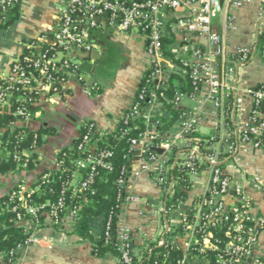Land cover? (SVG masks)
<instances>
[{"label": "built area", "instance_id": "obj_1", "mask_svg": "<svg viewBox=\"0 0 264 264\" xmlns=\"http://www.w3.org/2000/svg\"><path fill=\"white\" fill-rule=\"evenodd\" d=\"M21 1L0 0V33L6 30L3 24L7 14ZM59 1L55 16L56 24L52 32V46L49 47L53 53L48 55V50L43 52V49H38V41H31L24 49L27 53L22 52L14 61L9 75L0 79V113L10 114L14 119L8 128L13 130L21 127L22 122L33 117V113L26 105V98L14 92L26 90L39 94L40 97L63 92L64 73H77L78 66L74 63L75 60L92 50L94 35L103 30L135 33L140 37L148 54L146 71L151 69V78L159 83L165 81L170 73L180 75L187 73L183 67L163 54L161 48L164 38L170 37L175 43L177 37H181L184 41H188L193 35L204 37L208 43L207 48L200 49L202 46L189 43V50L184 53L170 49L176 53L177 60L191 68L190 77L196 89L200 92L202 87H207L205 101L219 109L223 117L233 119V134L230 139L234 138L235 141L229 139L221 143L214 137L185 135L186 132L203 133L199 123L202 107L191 109L187 116L184 113L185 119L178 124V131H173L172 137L160 136L156 128L149 123V120L155 116L146 111L148 106L159 103L156 92L152 90L146 104L140 108V100L144 99L145 88L139 86L135 100L128 110L132 114L142 113L148 123V129L152 128L153 132L151 134L146 132L139 139H131L134 153L130 160L132 162L135 153L139 151L145 163L143 171H149L153 179L159 185H163L168 175L171 145L183 144L185 140H190L193 145L185 153V164L192 166L193 161H196L207 165L209 187L196 202L194 214L184 213L180 216L179 225L183 228V242L178 248L184 252V256L175 264L192 263V257L188 255L190 251L200 253L211 251L216 264H264V213L261 215L255 213L253 201L245 194L240 184L233 182L224 168L232 159L237 158L240 148L250 147L264 152V88L238 87V67L251 59L254 49L229 51L224 37L216 31L213 24L214 19L224 12L226 3L231 6H241L244 0H225L223 5L220 0ZM258 42L262 44L261 53L264 55V30L259 32ZM61 52L64 57L59 61ZM232 56L234 57L231 58ZM218 58L220 65L217 64ZM170 62L173 64L172 67L168 65ZM142 81L143 78L140 84ZM186 96L188 95L182 92L175 94L173 102L176 108H183L179 106ZM244 99H248L251 104L248 116H245L242 109ZM231 107L228 114L226 111ZM3 131L4 129H0V132ZM24 134L25 132H22L17 135L19 141L23 139ZM99 134L106 136L108 133L100 131ZM92 135V129L89 127L84 133L79 132L76 138L78 140L76 150L83 156L75 160V170L68 185L80 187L76 189L78 192H83L94 181V177L99 173V167L105 170L111 169L110 163L106 160L111 156V152L100 149L99 140H93ZM200 143H203V146H200ZM156 148L163 149L164 152L159 154L155 151ZM37 151L36 141L30 147L23 148L18 145L14 153V161L27 162L33 154H37ZM1 153L0 143V155ZM60 169L61 165L57 163L55 171ZM82 169H88L86 178L80 174ZM52 172L54 171H47L41 175L39 190H42L41 187H48ZM140 174V171L134 172L135 177H139ZM119 182L124 184L123 180ZM124 187L126 196L121 206L117 235L122 247L123 262L131 264L125 248L130 231L123 222V209L136 197L126 191L127 183ZM162 188L167 189L168 194L173 193V187ZM33 193V189L23 190L14 186L4 195H9L12 201H18L12 207V211L18 212L24 209L36 215L37 211L40 212L46 205L28 204L27 198ZM65 208V200L61 197L56 204L50 206V220L44 224L58 223V213ZM70 214L67 217L72 220L75 211L71 210ZM20 218L21 215H18V219ZM221 228L223 234L218 236L216 231ZM49 239L51 238L44 236L40 231L32 232L25 241L24 248L46 243ZM20 250L19 247L16 252ZM14 253V251L10 252L11 255Z\"/></svg>", "mask_w": 264, "mask_h": 264}, {"label": "crops", "instance_id": "obj_2", "mask_svg": "<svg viewBox=\"0 0 264 264\" xmlns=\"http://www.w3.org/2000/svg\"><path fill=\"white\" fill-rule=\"evenodd\" d=\"M59 2L21 1L18 20L0 33V79L9 75L14 61L20 57L28 43L38 41L39 50L44 44H52ZM224 8V12L214 19L213 24L224 37L228 50L254 49L251 59L238 67V87L264 88V55L261 53L262 44L258 42L259 32L264 30V2L244 0L241 6L226 3ZM175 41L170 47L179 53L189 50V43L208 47L206 39L199 35L189 37L188 41L177 37ZM79 59L92 63L91 74L79 69L77 73H67L63 92L40 97L39 109L30 120L20 124L33 131L48 126L55 133L45 136V143L38 148L33 170H18L1 177L0 197L14 186L23 190L31 189L44 172L56 170L58 154L73 146L83 124L93 122L102 132H113L119 119L135 100L148 66V54L142 39L134 33L113 30L95 34L92 50ZM168 65L172 67L173 64L170 62ZM206 92L207 87L204 86L197 96H186L179 108L202 107L199 120L201 130L214 131L213 135L203 134L223 143L233 134V119L223 117L219 109L207 103ZM250 107V101L244 99L242 109L245 116L249 115ZM146 111L153 116L169 117L167 108L159 103L148 106ZM178 128L175 125L173 131H178ZM147 132L151 134L153 129L149 128ZM131 163L132 174L127 181L126 191L136 199L124 206L123 222L129 228L134 243L139 245L148 240L160 246L167 240L170 244L181 245L183 232H178L180 216L193 211L196 202L209 187V171L205 169L192 175L187 200L178 209L165 215L164 190L149 171H143L145 163L139 151ZM224 168L233 182L240 184L253 201L255 213H264V152L250 147L240 148L237 158L232 159ZM136 171L141 172L139 177L134 176ZM63 224L64 229L59 233L49 228L41 229V234L51 239L24 248L11 264H119L113 254L95 256L89 242H81L73 236L70 217H65ZM94 229L100 233V221L95 223Z\"/></svg>", "mask_w": 264, "mask_h": 264}, {"label": "trees", "instance_id": "obj_3", "mask_svg": "<svg viewBox=\"0 0 264 264\" xmlns=\"http://www.w3.org/2000/svg\"><path fill=\"white\" fill-rule=\"evenodd\" d=\"M19 16L20 4L7 14L3 28L7 29L11 26L18 20ZM173 43L174 39L170 37L164 38L162 41V52L174 60L180 67H183L187 72L186 75L170 73L165 81L159 83L156 79L151 78V69H148L143 75L142 84H140V86L145 88L144 99L140 100V108L146 104L150 92L154 90L158 102L169 111L168 118L155 116L149 120V123L152 124L153 128H156L159 135L165 137H172L174 126L180 124L185 119V116L192 111L188 107L182 109L176 108L173 102L175 94L182 92L192 97L199 94V90L196 89L193 79L190 77L191 68L177 60L176 53L170 49ZM50 46H52L50 43L42 45L43 52L48 50V55H51L53 50L49 49ZM200 49H203V47ZM23 52L27 53V50ZM217 64L220 65V58H218ZM63 77L67 79L66 72ZM14 94H22L26 98V105L31 113L34 114L39 109V102L41 100L39 94L30 93L26 90L17 91ZM231 109L232 107L228 108L226 112L229 114ZM184 113H186L185 116ZM13 120L12 115L0 113V129H4L3 132H0L2 147L0 155V181L2 176H6L9 173H14L18 170H33L35 168L36 153L27 162L21 161L19 163L14 161V153L18 145L23 148L30 147L36 141L37 148H40L45 143V136L55 133V130L48 126H43L35 131L24 127H17L11 130L8 126ZM89 127L92 129L93 140H99L98 147L111 152V156L106 159L110 163L111 169L105 170L99 167V173L94 177V181L83 192L76 191L80 187H70L68 183L75 170L74 162L83 156L77 152L76 146L78 140H75L73 146L63 149L58 154L57 163L61 165V169L52 172L48 187H41L42 190H39L40 180L38 179L31 188L34 190V193L27 198V203L34 206L45 204L46 206L43 210L40 212L38 210L36 215L28 213L24 209L14 212L12 211V207L18 201H12L9 195L0 197V256H2L0 264H11L14 262L23 250L24 243L32 232L41 231V229L45 228H51L55 232L63 231V219L71 215V210L75 211V214L72 215L73 230L71 234L81 242H89L93 247L95 256L103 257L106 254H113L119 260V264H124L122 247L119 243L117 232L119 215L122 212L121 206L126 196L124 184L127 183L132 171L130 158L134 150L131 148L130 141L131 139L141 138L148 130V123L142 113L132 114L131 111L127 110L123 117L119 119L115 130L106 136H100L101 130L93 122L83 124L80 127V133H84ZM22 132H25V134L23 135V139L19 141L17 135H20ZM185 135L190 137L199 135L203 138H210V136L203 133L194 134L186 132ZM231 140L235 141L234 138ZM192 145L193 143L190 140H185L183 144H173L170 147L168 175L161 187L169 188L173 182V193L168 195L167 189H164L163 202L166 208L165 215H169L170 212L178 209L187 200V193L192 184V175L202 172L207 168L205 163L196 161H193L192 166L185 164V159L181 155L187 153ZM200 146H203V143H200ZM88 173V169L80 170L83 178H86ZM120 180H123L124 184L119 182ZM77 184L79 185V183ZM61 197L65 200L66 208L63 211H59L57 216L58 223H47L45 225L44 222L50 220V206L56 204ZM194 212L188 211L187 214L192 215ZM18 215H21L20 219H18ZM99 221L101 223V231L100 233H96L94 225ZM178 232H183V228L180 227ZM216 234L221 236L223 228L217 230ZM19 247L21 250L16 252ZM125 248L131 259V264H154L155 262L175 264L177 260L184 256V252L177 245L170 244L167 240L160 246L148 240L137 245L134 243L131 235L128 241L125 242ZM12 251L15 253L11 255L10 252ZM188 255L192 257L193 261L188 264H216L211 251L205 253L190 251ZM195 260L198 261L195 262Z\"/></svg>", "mask_w": 264, "mask_h": 264}, {"label": "water", "instance_id": "obj_4", "mask_svg": "<svg viewBox=\"0 0 264 264\" xmlns=\"http://www.w3.org/2000/svg\"><path fill=\"white\" fill-rule=\"evenodd\" d=\"M224 1L225 0H220L221 5L224 4ZM63 57H64V54L62 52L59 53L58 60L60 61ZM75 64L78 66L79 71L84 72L86 74H91L92 69H93L92 63L78 59ZM91 80H94V79H91ZM203 132L209 133L210 135L214 134V131H208L207 129H204ZM155 151L159 154H162L164 152V150L160 148H156Z\"/></svg>", "mask_w": 264, "mask_h": 264}, {"label": "rangeland", "instance_id": "obj_5", "mask_svg": "<svg viewBox=\"0 0 264 264\" xmlns=\"http://www.w3.org/2000/svg\"><path fill=\"white\" fill-rule=\"evenodd\" d=\"M134 34H135V33H134ZM2 196H3V195H2ZM2 196H1V197H2Z\"/></svg>", "mask_w": 264, "mask_h": 264}]
</instances>
